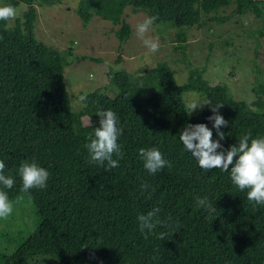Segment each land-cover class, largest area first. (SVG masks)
<instances>
[{
  "label": "trees",
  "instance_id": "obj_1",
  "mask_svg": "<svg viewBox=\"0 0 264 264\" xmlns=\"http://www.w3.org/2000/svg\"><path fill=\"white\" fill-rule=\"evenodd\" d=\"M58 1L1 4H24L26 10L13 24L0 21V160L15 180L11 189H3L14 211L0 219V264H29L38 256H50L57 264H264V206L253 208L248 190L233 185L228 172L201 169L179 140L186 125L199 123L217 140L214 121L208 119L217 104H223L218 112L228 121L220 129L223 149L247 133L264 136V83L253 85L254 98L247 102L235 98L223 82L209 84L203 70H189L178 83L166 62L138 74L110 66L107 82L87 92V101L74 108L64 71L73 59L88 57L74 55L72 46L46 45L35 35V6ZM127 7L156 17V24L173 26L180 43L189 27L223 23L235 14L262 18L251 36L264 37V0H78L75 13L84 25L94 15L119 24L114 34L121 47L131 34L123 18ZM226 7L231 12L220 14ZM120 61L118 55L116 64ZM192 91L211 103L188 114L184 95ZM109 109L120 120L117 142L123 158L106 170V162H89L85 145L99 127L97 113ZM83 116L90 124L83 123ZM152 147L170 168L155 174L144 168L138 150ZM23 161H35L50 173L46 188L21 192L18 168ZM20 196L23 200L15 203ZM204 197L216 208L212 215L197 207V199ZM26 202L35 219L30 230L19 234L22 225L14 223L23 218ZM156 207L162 224L145 238L137 216Z\"/></svg>",
  "mask_w": 264,
  "mask_h": 264
},
{
  "label": "rangeland",
  "instance_id": "obj_2",
  "mask_svg": "<svg viewBox=\"0 0 264 264\" xmlns=\"http://www.w3.org/2000/svg\"><path fill=\"white\" fill-rule=\"evenodd\" d=\"M77 4L78 0H60L51 5H36L34 26L37 39L46 45L60 50L72 46L74 55L88 57L73 59L64 71L66 92L74 108L80 106L81 95L107 82L106 73L110 66L138 74L159 62H166L178 83L187 79L189 70H203L209 84L223 82L235 98L247 102L254 98L253 85L264 83V37L251 36L261 25L262 18H255L252 14H235L223 23L210 22L200 28L189 27L186 40L182 43L176 40L173 26L153 23L146 34L159 39L160 48L153 53L136 33V25L149 17L145 11H133L131 7L124 10L123 18L131 27V34L120 47L114 34L119 24L112 25L94 15L84 25L75 13ZM16 10V17H22L26 6L20 4ZM230 12L231 7H226L220 14L228 15ZM179 44H183L184 48L178 47ZM118 55L121 61L116 64ZM67 58L71 59V56ZM184 96L187 105L193 101L203 103L196 92H187ZM82 121L86 125L90 123L87 116H83ZM21 212L24 213L23 218L18 216L14 223L22 225L19 234L30 230L35 219V210L30 202L25 203ZM38 257L29 264H57L50 256Z\"/></svg>",
  "mask_w": 264,
  "mask_h": 264
},
{
  "label": "clouds",
  "instance_id": "obj_3",
  "mask_svg": "<svg viewBox=\"0 0 264 264\" xmlns=\"http://www.w3.org/2000/svg\"><path fill=\"white\" fill-rule=\"evenodd\" d=\"M17 10L12 5L0 6V21H11L15 19ZM156 17L149 16L136 25V33L146 48L155 53L159 50L158 38H152L146 34L151 29ZM2 38V37H0ZM79 101H87V95H81ZM210 101L200 103L193 101L187 105L188 114L194 110L210 105ZM223 104L212 107L213 115L208 117L214 121L213 128L216 129L217 140H213V132L203 123L188 124L179 134V140L187 152L196 159L198 165L204 171L220 169L228 172L230 180L240 191H247V200L252 203L253 208L264 206V136L252 138L251 133L244 134L238 144L223 149L220 141L225 139V133L220 131L227 126L226 121L218 110ZM100 117L99 127L94 128V133L89 136V143L85 145L90 156V163L105 166L111 170L119 166V160L123 158L122 145L117 141L122 133L119 127L120 120L112 110H101L97 113ZM90 124V123H89ZM220 149V151H218ZM139 157L143 161L144 168L155 174L166 166L171 167L168 160L164 158L161 151L156 148H140ZM116 157L115 159L113 157ZM6 165L0 160V219H8L14 211V203L9 199L8 193L3 189H11L15 180L11 175L5 174ZM18 174L22 181L21 192L28 194L31 189H44L47 186L50 173L37 162L23 161ZM23 196L17 198L15 203H20ZM197 207L203 208L209 215L215 213L216 208L206 198L197 199ZM160 208L156 207L146 214L137 216L139 231L145 235L152 234L158 225L162 224L159 218ZM171 220V217L168 218ZM165 233L158 234L160 240H164Z\"/></svg>",
  "mask_w": 264,
  "mask_h": 264
}]
</instances>
